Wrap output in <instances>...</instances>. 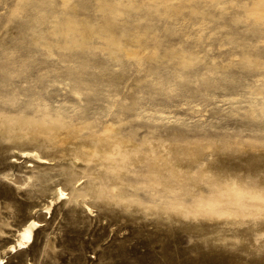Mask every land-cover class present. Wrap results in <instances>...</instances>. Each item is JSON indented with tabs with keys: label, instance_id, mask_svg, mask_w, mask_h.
I'll list each match as a JSON object with an SVG mask.
<instances>
[{
	"label": "rangeland",
	"instance_id": "rangeland-1",
	"mask_svg": "<svg viewBox=\"0 0 264 264\" xmlns=\"http://www.w3.org/2000/svg\"><path fill=\"white\" fill-rule=\"evenodd\" d=\"M0 207L5 264H264V0H0Z\"/></svg>",
	"mask_w": 264,
	"mask_h": 264
},
{
	"label": "bare ground",
	"instance_id": "bare-ground-1",
	"mask_svg": "<svg viewBox=\"0 0 264 264\" xmlns=\"http://www.w3.org/2000/svg\"><path fill=\"white\" fill-rule=\"evenodd\" d=\"M53 128H54V126H53ZM55 128L57 129L58 127H55ZM55 130L52 133H55ZM41 132H43V131H41ZM21 155L25 156V157H28V158H30V159H32V160H34L36 162L42 163V164L49 162L46 158L42 157L37 151H22ZM2 179L6 180V181L7 180L11 181L13 184H15L13 186H15L18 189L22 185V183H18V180L15 181V176H13L12 173H6V174L2 175ZM65 197H66L65 191H63L62 188L57 186V187H55L52 190V196H51L50 200H48L49 203L48 204H43L40 208L43 209L46 212H49L50 209H51L52 204L54 203V201H57V200H60V199H64ZM9 208H10L9 205H5L4 206V209H9ZM1 209H2V207H0V238L6 233L5 230L3 229V227H9V223H8L7 219H5L3 217ZM87 210H88V208H87ZM33 211H34V209H33ZM37 226H38V222L36 220H34V219L26 220L16 230L15 235H14V241L12 243H10V244H7V245L3 246V248H2L3 254L7 255L9 253H13V255L17 256L23 250L27 249L29 247L30 243L34 240L35 228ZM5 262L6 261H5L4 257H2V255H1L0 256V264H5Z\"/></svg>",
	"mask_w": 264,
	"mask_h": 264
}]
</instances>
